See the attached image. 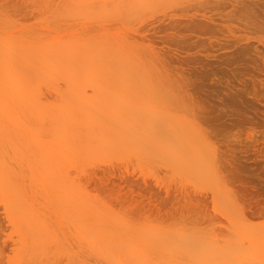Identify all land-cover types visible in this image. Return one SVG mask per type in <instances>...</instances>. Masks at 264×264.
Returning <instances> with one entry per match:
<instances>
[{"label":"rangeland","instance_id":"1","mask_svg":"<svg viewBox=\"0 0 264 264\" xmlns=\"http://www.w3.org/2000/svg\"><path fill=\"white\" fill-rule=\"evenodd\" d=\"M0 264H264V0H0Z\"/></svg>","mask_w":264,"mask_h":264},{"label":"bare ground","instance_id":"2","mask_svg":"<svg viewBox=\"0 0 264 264\" xmlns=\"http://www.w3.org/2000/svg\"><path fill=\"white\" fill-rule=\"evenodd\" d=\"M136 1H159V0H125V2H136ZM122 23V22H121ZM114 26V25H113ZM121 26V25H120ZM141 33V32H140ZM237 183L240 185V186H242L243 185V183H242V181H241V179H238V181H237ZM238 194H239V198H247V196L249 195V194H247V192L244 190V189H241L239 186H238ZM147 189H148V187H147ZM150 191H152L151 189H150ZM153 192V191H152ZM141 197H144L143 196V194H141L140 195ZM172 201V198H171V196H167L166 198H164V201H163V203L165 202V203H167V201ZM201 201V205L202 206H204L205 205V203H206V200L205 199H200ZM164 203V204H165ZM156 208H157V212H160L161 211V206H162V203H161V206L159 205V204H156V205H154ZM251 207H252V203H251Z\"/></svg>","mask_w":264,"mask_h":264}]
</instances>
